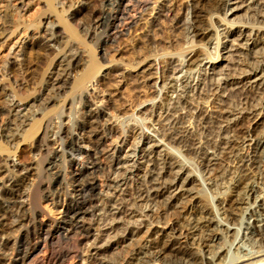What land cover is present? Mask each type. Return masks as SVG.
Here are the masks:
<instances>
[{"label": "rangeland", "instance_id": "rangeland-1", "mask_svg": "<svg viewBox=\"0 0 264 264\" xmlns=\"http://www.w3.org/2000/svg\"><path fill=\"white\" fill-rule=\"evenodd\" d=\"M8 1H10V9L13 8L11 12L14 15L6 20H0V27L4 25L3 29H6L4 31L6 36L8 38L11 36L9 39L6 36L0 37V107H7L9 99L15 98V100L17 99V101L22 103L21 110H23L21 114L25 111L30 118L27 120L28 123L24 125L20 120H13L14 115H9L10 117L0 116V129H3V132L8 135V137L0 138V143L3 145V148L0 147V170L6 169H3L4 172L2 173L0 172V178L1 176L2 178H8L13 173V171H10L11 158L23 162L22 165H30L32 162L34 167L28 172L23 171V174L25 172L26 175L24 185H31L33 179L39 178V169H36L37 163L39 167L43 158H52L62 149L61 144L54 141L51 142L50 139L53 137H49L44 131L45 127L46 130L50 126L52 127V122L50 121L47 125L48 120L46 119L53 117L56 121L57 116L61 115L64 125L67 123V126H74L75 131L76 120L82 121L87 114L86 107L82 103L94 99L96 91L97 95L98 93L104 94L102 96H106V99L112 101L118 113L125 114L126 122L124 126L127 127L128 131L124 134L125 136L123 135L124 139L118 143L119 151L116 153L118 163L112 166L111 171L108 169V174L105 173L104 168L107 167L110 161L101 153L96 155L98 168L100 166L101 168H97V171L93 174L89 173L87 178V172L85 173V179L95 177L94 180L97 185L94 192L96 207L92 212L93 215H86L82 221V224L88 228L90 234L83 239L80 251L81 256L76 260L75 264H119V261L125 262L126 259L130 260L131 264H137L138 259H131L132 249L137 243L139 244L143 241L146 235V226L149 225V222L152 220L163 222L168 221V219L173 220L178 215L177 209L183 204L182 201L195 195V192L203 195L214 205L219 203L217 196L231 184L236 163L242 152L239 151L235 155V151L233 154L231 152L233 149L229 147L230 143L227 140L234 132L232 128H244L251 130L250 132L255 135H264V122L260 124L253 123L255 116L252 114L254 113L247 112L242 118H238L235 114L227 112L228 109L231 110L241 106L243 101H245L244 98L248 99L249 105L252 107L253 105L258 107L262 104L260 101L264 100V63L261 62L264 60V15H259L260 9L264 12V0H230L231 2L226 9L212 16L208 14L203 18L202 25L209 32L201 36H195L193 29L188 25L185 29L182 27L184 31L181 34L179 29L182 28L176 27L173 21L176 16L181 14L180 8L190 0H157L153 14H146L149 19L147 22H150L147 24L152 26H150V41L152 40L150 43L159 47L169 46L170 43H167L168 39L175 42V39H179L182 36V42H188L184 47H191L184 56L175 55L180 61L182 58L185 61L171 76L172 79L170 78L171 80H169V84L173 85L172 88L167 86L162 88L160 80L154 86L153 82L155 79L152 80V78L146 80L148 85L145 82L139 86L137 85V77L135 76H138L140 70L144 69L146 73L154 70L149 68L154 56L149 55V51L144 49L143 39L140 37L143 35V31L142 29H137L141 25L145 26V19L128 27L126 31L118 33L114 40H106L104 35L94 32L93 22L90 20V15H88L90 8L100 7V0H93L92 2L90 0H85L86 2L84 0H64L65 4L60 3L61 5L58 3L62 0H24V9L20 11L18 9V6H21L20 0ZM50 1L51 3L53 2L55 10L50 9ZM166 4L173 7L171 9L172 17L165 18L163 13L160 12V8ZM236 6H242V8L233 14L234 11L231 9ZM45 14L54 15L52 19L56 23L55 32L62 33L59 41L51 48L42 44L43 34L47 33L45 29L47 25ZM189 14L188 20L191 19V10ZM151 21H154V23ZM67 25L75 28L79 36H82L80 37L81 39L72 37L69 34L70 31ZM79 42H82L83 45ZM14 44L16 45L14 46ZM26 44L29 45L28 48ZM21 46L24 47L22 51L25 54L23 53L20 57L25 59L21 61L20 65H9L4 68L1 63L3 60L6 61L8 57L10 60L9 49L15 47V51H19ZM217 48L220 51V56L219 58H213L216 56ZM90 53H94L102 61L101 70L96 81L98 86L100 85V89L94 91L95 85L90 84V91L86 92V95L84 94L83 99L80 101L79 99L75 100L71 109V87L75 78L81 72L80 69L89 62ZM134 54L137 56L135 57ZM73 55H78L80 64H82L81 68L71 67ZM199 56L203 58L200 66H187V60L190 57L193 60ZM68 58L70 59L69 61ZM67 62L68 64H65ZM188 67L193 69L189 71L187 70ZM256 68L258 71L256 72L257 74H254L253 72ZM16 69L19 70L15 72ZM242 69L252 72V74L245 77ZM69 70L70 73H68ZM64 74H70L66 88L60 89L61 93L60 91L51 92L52 103L46 99L44 101L42 98L48 92L46 89L47 85L55 77L58 78ZM152 75L154 76L153 78L157 76L155 73ZM129 76H131V79ZM141 79L142 77L139 80ZM17 82L19 83L17 84ZM181 96L184 97L182 98ZM64 101L66 102L64 103ZM176 103L178 104L179 112H173V114L170 108L177 105ZM76 107H78L77 110ZM145 108L154 109L152 118L144 119L139 117V114ZM66 111L69 112L67 113ZM44 114L47 115L45 116ZM75 115L77 116L76 119ZM36 119L42 120L41 129L35 136V140L33 139L34 141L26 140L24 134ZM109 124L116 126L118 122L115 119H111ZM148 135L153 139L151 140ZM82 144L85 150L92 153L97 147L93 142ZM100 147L102 148L103 146ZM67 152L62 157L69 162L64 161V170L70 172L69 169L82 168L84 171L88 170L90 172L92 158L82 160V158L72 155L69 151ZM66 154H68V157ZM72 156L76 157L79 162L78 160L75 161ZM6 159H9V161ZM261 162V166L258 168L260 180L257 182L258 187L256 189L264 197V155ZM208 172L211 173L209 174ZM40 173V176L49 183L52 170H46L45 167ZM116 179L119 180L118 183ZM119 183L121 184L117 187V189L119 188L118 190L111 187ZM52 185L63 187L67 184L65 185L63 182L58 185V183L52 182ZM75 185H78V182ZM72 188L73 186H69V189L72 190ZM260 202L264 203V198ZM39 203L49 213L48 217L50 216V219H48L50 221L62 218V207L55 205L48 196L39 198ZM119 209L121 210L119 211ZM145 214L148 215L146 216ZM41 217L42 215L39 216V218ZM111 218H115V220ZM241 218V220H245V215H242ZM140 224H145L140 230L141 232L138 228ZM237 239L236 242L239 241ZM223 242V239H217L215 243L222 245ZM233 247H228L227 253L228 259H232V261L236 259L234 258L236 251ZM247 248L252 251L254 260L261 255V258L264 257V247L247 243ZM41 254L40 252L35 254L36 258H41ZM142 263L146 264L145 262Z\"/></svg>", "mask_w": 264, "mask_h": 264}, {"label": "bare ground", "instance_id": "bare-ground-1", "mask_svg": "<svg viewBox=\"0 0 264 264\" xmlns=\"http://www.w3.org/2000/svg\"><path fill=\"white\" fill-rule=\"evenodd\" d=\"M20 1H21V6H18L19 11L21 9H24L23 8L24 0H20ZM51 1L49 2L50 9L55 10L54 8L55 6L53 2L51 3ZM90 1L92 2L93 0H90ZM190 1H188L187 4L185 5L183 4L184 6L180 8L182 11L181 14L176 16L175 19H173V21L175 22L176 27H179V28L184 27L185 29L186 26L188 25L190 28L193 29L195 36L205 35L209 32V30L202 25L203 18L206 15L208 14L211 16L215 15L216 13L226 9L227 5L231 2L230 0H190ZM99 2H101L100 7L90 8L88 15H90V20L93 22L92 25L94 26V32L97 34L104 35L106 37V40H114L117 37L118 33L126 31L128 27H131L132 25L137 24L138 21L140 20L141 22L143 19H145L146 21L145 26L141 25V27L137 29H140V30L142 29L143 31V35L141 34L142 36L140 37H142L143 39L142 42L144 45V49H147V51H149L150 53V54L149 53H145V54L154 56L153 61L149 64V68L154 69V70L151 71L150 73L149 72L146 73L144 69L140 70L138 76H135L137 77V85L139 86L143 82L147 83L146 80L148 78L149 79L152 78V80L155 79V81L153 82L154 86L157 85L160 80V83H161L160 86L162 88L166 86L172 88L173 85L169 84V80L172 79L171 76L174 74V72L178 69L180 65H183V62L185 61L184 58H182L180 61L178 57L177 58L175 57V55L178 54L180 56H184L191 47H188V48L184 47V45L188 42L184 41L183 43L182 36L179 39L178 38L175 39L176 40L175 42L177 43H175L174 40L168 39L167 43H170L169 46L159 47L156 44L154 45L150 43L152 42V40L150 41V37H151L150 31H151L152 26L150 25L151 26L150 27L149 24H147L150 22H147L149 19L148 17H146V14H151V15L153 14V12L156 9L157 0H100ZM60 3L63 4L64 0L59 1L58 4ZM0 6H1L0 20L2 19L6 20L8 17L14 15L11 12L13 8L10 9V6H11L10 1L0 0ZM172 8L173 7L168 6L166 4L164 7L160 8L161 9L160 12L163 13V16L165 18H169L172 15V11H171ZM241 8L242 6H236L232 8L231 10L234 11L233 12L234 14L235 11ZM190 10H191V19L188 20V17H190L189 16ZM52 13L54 12L52 11ZM259 15L261 16L264 15V12H262L261 9H260ZM45 18L47 21V25L45 27V29L47 30V33L43 34L42 44H45V47L51 48L52 46L56 44V42L59 41V37L62 33L60 32L59 34L55 32L54 27L56 23L54 22V19H52L54 18L53 14H48L45 16ZM3 22L4 24H6L5 21ZM151 22L154 23V21H151ZM27 26H32V25H27ZM3 28H4V25L0 27V37L6 36V34L4 33L6 29H3ZM67 28L69 29L70 31L69 34H71L72 37L74 38L82 37V36H79L77 30L73 28L72 26L67 25ZM45 29H44V32H45ZM184 29L183 28L179 29L181 30L180 31L181 34H182V31H184ZM216 34H217V31H216ZM6 37L7 39H9L11 36L9 38L8 36ZM217 38L219 37L217 36ZM79 43H82V42H79ZM15 45L16 44H14V46ZM28 46L29 45H27V48ZM22 48L24 47L21 46L19 51H15V49L13 50L11 47L9 49L10 50V60L8 57L6 61L4 60L2 61L1 65L4 68H6L9 65H13V66L20 65L21 61L25 59V58L23 59V57H20L24 53V51H22ZM72 50L74 49L72 48ZM71 52H74V51H71ZM215 53H216V56L213 58H219L220 51L218 48ZM89 56H90V58L88 57L89 62L83 65V68H81L82 64H80L78 55H73L71 58L73 62L71 67L81 68L80 69L81 72L78 74L75 80L73 79L74 82L71 87V94H72L71 95L72 98L70 97L71 98V103H70L71 109H72L73 102L75 100L79 99L80 101L81 99H83L84 94L90 91L89 90L90 84L95 85L94 91H96L97 89H100L99 87L100 85L98 86L96 81L98 80L97 76L101 70L102 61H100L99 57H97L94 53H90ZM69 60L70 59L68 58V61ZM202 60L203 58L200 56L193 60H192V57H190V59L187 60V66L189 67L190 66H200L201 65L200 62H202ZM141 61L143 60L141 59ZM263 61L261 62L264 63ZM65 64H68V62ZM189 67L187 70L190 71L193 69ZM19 69H16L15 72ZM244 69L242 70H243L245 77L250 76L252 74V72H249L247 70L244 71ZM123 70L125 71V69ZM257 71L258 69L256 68L253 73L257 74L256 73ZM68 73H70V70ZM154 73L157 75L155 76L156 78H153L154 76L152 74ZM69 75L64 74L58 78L55 77L54 80L51 79L52 82H50L46 87L48 92L45 94V96L42 99H44V101L46 99L48 102L50 101V103H52L53 97L50 96L52 95L51 92L60 91V89H63L64 87L66 88V85H68ZM131 76H129V78ZM141 77H142L141 79L142 81L139 80ZM18 83L19 82H17V84ZM44 89H45V86H44ZM91 93L93 94V92ZM102 95L104 94L98 93L97 95V91H96V94H94L95 97H93L94 99H91L90 101L87 100L82 103V105H85L86 107L87 114L85 116V119H82V121L76 120L75 131H74V126L73 127L67 126V123L66 125H64V123L62 122L61 115H58V116L56 115L57 116L56 121L53 119V117H48V119H46L48 120L47 125L50 123V121L52 122V127L50 126V128H48L47 130L45 127L44 131L46 132V134H48L49 137H53L52 139H50V141L51 142L54 141L55 143H60L62 146V149L59 150V152L56 153L55 155L53 154L54 157L52 158H49V157L43 158L39 164V167H38V163L35 161L37 163V166L34 163L36 166V169L37 170L39 169L38 170L39 178L33 179L31 185H24L25 180H26L25 172H28L29 170L32 169V167H34L32 165L33 163L31 162L30 165L29 164L22 165L23 162H20L19 160H16L14 158L12 159L11 158L12 156L10 157L12 160L10 171H13V173L10 174L8 178H2V176H1L2 179L0 178V264H75L76 260L81 256L80 251H81V246H82L81 244L83 243V239L89 236L90 234V231L85 225L82 224L83 223L82 221L83 219H85L86 215H93L92 212L96 207V203H95L96 199H95L94 192L97 187L96 181L94 180L95 177L94 176L91 177L90 175L91 178L88 177V179H85L84 177L85 173L87 172L86 173V178H87V175H89V173L93 174L97 171V168L99 166L97 164L98 161L96 162V159H97L96 155L98 153H101V155H104L106 158L109 159L108 161H110L107 167L104 168L105 173L108 174L109 173L108 169H110L111 171L112 166L118 163V157H116V153L119 151L118 143L121 142L122 139H124V136H125L124 134L128 131L127 127L124 126V123L126 122L125 114H122L120 112L118 113L112 101H110L109 99H106L105 98L106 96L103 97ZM244 99L245 101H243L241 106L237 108L236 107L232 108L231 110L228 109L227 112H230L231 114H235L236 116H238V118L239 117L242 118V116L247 112L251 114L254 113L252 114L253 116H255L253 123L255 124L263 123L264 122V100L260 101V103L262 102L261 105L259 106L256 105L258 107H255L254 105L252 107L249 105L250 103L248 99L247 98H244ZM39 100H40V97H39ZM175 101L177 102V100ZM65 102L66 101H64V103ZM7 104H8L7 107H0V116L8 117L9 115L10 116L14 115L12 118L13 120H18V121L20 120L22 123H24V125L28 123L27 120H29L30 117L28 116V113L25 111H24L25 113L23 112V114H21L23 109L21 110L22 103H20V101H17V99L15 100V98H10ZM77 108L78 107H76V110ZM170 110L172 113L173 112L178 113L179 112L178 104L172 106ZM153 114H154L153 108L151 109L145 108L144 111H142V113L139 114L140 115L139 117H142L144 119H147L148 117L152 118ZM76 118L77 116L75 117V119ZM111 119H115L116 122H118V125L115 126L113 124H109V121H111ZM41 122L42 120L36 119V121H34L28 129L26 128L27 130L24 134L26 140L27 139L33 140L35 138V136L41 129V126H42ZM232 130L234 132L232 135H230L229 139L227 140V142L230 143L229 147H232L233 149L231 152L233 154V152L235 151L234 155L237 152L239 153V151L240 152L242 151V152L240 153V156H239L240 158L236 163L231 184L227 187V189L219 193V195L217 196V200H219V203L217 205H214L211 201H209L203 195H201L200 193L197 194L195 192V195H192L189 198H186L185 200L182 201L183 204L180 205L179 208L177 209L178 215L176 217L174 216L175 218L173 220L170 219L172 221H170L169 219L168 221L166 220L164 222L160 220H156V221L152 220L151 222L148 221L149 225L146 226L147 227L145 231L146 235L144 236L143 241L139 244L137 243V245L135 244L136 246L133 245L134 249H132L133 251L131 253V259H136V260L138 259L140 262L138 261L139 263L137 262V264H143L142 262H145L146 264H264V257L261 258L262 255L258 259L256 258L254 260L252 258V255H253L251 253L252 251L249 248H247V243H251L253 246L264 247V203L260 202L264 197L261 196V194H259L258 190L256 189L258 187L257 182L260 180V177L258 175V168L259 166H261L260 163H262L261 162L262 156L264 155L262 154L264 153V135H261V136L260 135L258 136V134L255 135L253 134V132L252 133L250 132L251 130L249 131L244 128H239V129L232 128ZM2 137L5 138V137H8V135L3 132V129L2 130L0 129V138ZM149 138H151V140L153 139L150 136ZM87 142H93L94 144H96L97 147H95V151L93 153L85 150L82 147L83 145L82 143L86 144ZM185 144H186V141H185ZM2 146L3 145L0 143V147ZM100 146H103V147L101 148ZM48 147L50 146L48 145ZM67 151H69L74 156L76 155L82 158V160L84 159L88 160L92 158V161H91L92 166L90 168V172H88V170L84 171V169L82 168H73L72 170L69 169L70 172H67L66 170H64V165H65L64 161L66 162L68 161L66 159H63L62 157L65 156V153ZM66 155L68 157V154ZM74 156H72L74 160L75 161L78 160ZM6 160L9 161V159H6ZM45 167H46V170L47 169L52 170L49 183L48 181H45L40 176L41 174L40 172L44 170ZM3 169L6 170L5 168ZM3 169L0 170L1 173L4 172ZM23 171H25L24 174H23ZM208 173L210 174L211 172H208ZM82 177L84 178L82 179ZM116 181L118 183L119 180L116 179ZM52 182L55 184L58 183V185L64 182L65 185L66 184L67 185L66 186L62 185L63 187L61 186L56 187V185H52ZM77 182H78V185H75ZM120 184L121 183H119L118 185L112 184L113 186L111 187L115 188V190H118L119 188L117 189V187ZM69 186H73L72 190L69 189ZM189 189H186V190H189ZM43 196H48V198H50L55 205L62 207L61 210L63 211V216L61 219L59 220L53 219L51 221L49 220L50 219L49 218L50 216L48 217L49 213L46 212L39 203V198H42ZM120 210L121 209H119V211ZM152 214H149V215H152ZM40 215H42L41 218H39ZM145 215L147 216L148 214H145ZM242 215L243 216L245 215V220L244 219L241 220ZM113 220H115V218ZM143 226H145V224L144 225L140 224L138 226L139 231L142 229ZM217 239H223L224 242L222 243V245L220 244L217 245L215 243ZM236 239L239 241L236 242ZM231 246L232 247L234 246L233 249L236 251V255L234 254V258L236 259L235 260L233 259V261L232 259L230 260L227 257L228 255L227 253L229 250L228 247L231 248ZM38 252L42 253L41 258L40 257L36 258L35 254H37ZM131 263L132 262L130 260L128 261V259H126L125 262L119 261V264H131Z\"/></svg>", "mask_w": 264, "mask_h": 264}]
</instances>
